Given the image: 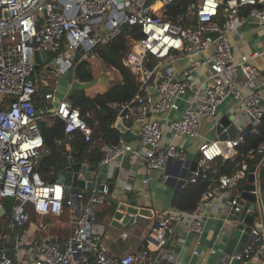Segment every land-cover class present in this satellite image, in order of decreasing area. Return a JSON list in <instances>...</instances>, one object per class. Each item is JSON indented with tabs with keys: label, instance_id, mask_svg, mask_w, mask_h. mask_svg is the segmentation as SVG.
<instances>
[{
	"label": "built area",
	"instance_id": "2783aa9c",
	"mask_svg": "<svg viewBox=\"0 0 264 264\" xmlns=\"http://www.w3.org/2000/svg\"><path fill=\"white\" fill-rule=\"evenodd\" d=\"M177 1L0 0V207L5 197L14 198L11 212L4 214L7 218L0 222V264H168L157 259L147 245L120 256L106 252L102 244L103 226L95 221L96 212L110 195L106 183L68 197L63 183L46 180L35 170L39 156L47 151L38 125L40 119L51 122L59 117L64 122L65 135L79 130L86 141L91 138L92 127L67 97L54 107L53 93L46 92L42 103L37 104L39 85L33 51L52 54L63 72L74 66L79 44L85 49L82 56L93 59L92 49L96 45L120 35L125 24L137 26L140 36L127 34L128 48L122 62L139 78L145 92L131 102L111 106L117 111L116 119L122 118L124 131H131L135 120H140V130L135 139L125 140L121 132L117 142L102 144L98 165L132 153L147 170L165 171L170 159L188 158L185 148L172 140L162 142L166 126L161 122L162 114L179 109V101L187 90L191 92L185 97L181 115L167 122L173 135L198 136L200 119L215 116L218 105L227 98L239 104L251 132L257 130L264 116V97L256 90L261 70L252 62L259 53L235 55L229 39L230 34L240 38L242 26L249 20L258 24L264 36V0H211L214 7H209V0H185L181 9L176 10ZM151 59L169 63L161 70L165 78H159L155 92L148 90L152 86L148 83L150 75L159 71L154 65L148 70L147 61ZM184 59L188 60L186 64H177ZM200 69L205 72L198 76ZM41 79L46 85L47 81ZM123 109L126 112L120 116ZM242 140L243 135H238L234 139L203 141L198 147L197 167L181 187L200 176L206 177L216 157H234ZM257 153L260 162L254 170V192L262 198L260 167L264 166V140ZM245 169L242 164L213 179L194 209L165 210L152 230L171 229V221L182 218L190 232L200 234L206 210L217 205L218 197L234 189V198L227 201V206L236 203L250 171ZM168 176L165 173L163 180ZM66 206L76 211V216L63 240L42 233L31 235L23 227L28 220V208L43 218L60 215ZM257 212L256 208L246 209V213ZM129 215H133V222L146 217L139 213ZM252 233V242L243 249L244 264L264 256V236L256 226ZM122 236L127 233L123 231Z\"/></svg>",
	"mask_w": 264,
	"mask_h": 264
},
{
	"label": "crops",
	"instance_id": "0c3cea01",
	"mask_svg": "<svg viewBox=\"0 0 264 264\" xmlns=\"http://www.w3.org/2000/svg\"><path fill=\"white\" fill-rule=\"evenodd\" d=\"M241 32L240 38L235 34H230L229 39L233 52L235 55L245 52L259 53L252 59V62L261 70L257 91L264 97V36L258 24L251 20L242 26ZM89 61H91L94 76L106 75L103 83H96L88 87V93L93 95L104 91L110 84L111 78L101 60L95 57ZM187 62L188 60L184 59L177 64H186ZM203 72L205 69H200L197 75L199 76ZM42 84L39 86V90L43 86ZM190 92L191 89L187 90L183 99L179 101V109L170 110L161 115V122L166 126L162 139L163 143L172 140L177 146L185 148L188 157H190L203 141L217 138L215 128L212 125L213 119L226 116L241 130L249 127L248 119L242 113L239 104L234 99L227 98L218 105L215 116H206L200 119L198 136L190 138L184 135H173V132L167 127V122L169 119L181 115L186 104L185 97H188ZM36 100L37 104L42 103L43 94H40L39 91ZM57 148L65 151L68 146L65 141L61 140ZM95 173L101 175L103 183L112 182L111 196L116 198L120 204H132L151 211L146 217H140L134 222H126L122 225L114 221L113 213L108 214L104 222H100L103 226L102 244L109 255L120 256L147 245L157 259L168 262V264L223 263L221 261L224 255L223 248L232 229V222L226 219V206L231 190L217 198L215 207L207 208L203 231L200 234L190 232L184 219L172 220L169 226L179 237L172 236L170 242L167 243L162 229L152 230L155 221L159 216H162L165 210H177L170 205L173 189L170 185V176L167 180L162 178L166 173L164 170H147L141 161L136 160L134 155L129 153L107 164L98 165ZM263 194L264 191L261 193L264 199ZM102 208H109L114 211L117 206L106 201L100 206V209ZM256 209L258 210L255 221L256 227L264 236V218L261 217L259 206H256ZM75 216L76 211L67 206L64 207L60 215L53 216L56 217V222L49 225L42 234L52 235L60 240L65 239L73 225ZM123 231L127 233V236H122ZM212 249H216L215 252H212ZM250 261L247 264H264V256L260 255L258 259Z\"/></svg>",
	"mask_w": 264,
	"mask_h": 264
},
{
	"label": "trees",
	"instance_id": "16d2710c",
	"mask_svg": "<svg viewBox=\"0 0 264 264\" xmlns=\"http://www.w3.org/2000/svg\"><path fill=\"white\" fill-rule=\"evenodd\" d=\"M185 0H178L174 6L176 10L181 9ZM127 34H133L139 37L137 26L124 25L120 35L111 39L105 44H98L92 52L105 65V70H115L117 79L110 81V84L104 91L93 95L88 93V88L73 90L68 99L72 105L79 109L81 116L92 127L90 140L86 141L83 134L79 131H73L65 135L63 130V120L55 117L51 122L45 118L39 120L38 125L43 137L44 151L39 156L35 165V170L46 180L56 179L58 172L65 165L72 162H87L90 167L98 168L101 158V146L104 143L112 144L117 142L121 131L116 127V109L111 106L112 103H123L133 101L142 96L144 90L140 87L139 78L127 68L122 58L128 48ZM147 65H152L151 60ZM74 75L80 81H89L93 75V68L89 59H81L74 65ZM66 142L68 148L65 151L58 150L59 142ZM264 140V116L255 132L248 130L243 135V140L236 147L237 153L232 158L216 157L211 162V169L207 171L206 177H199L195 182H191L184 187H180L176 195L174 208L181 211H190L199 202L202 193L210 186L213 179L221 174H229L236 167L246 165L247 172L252 167L259 165L260 154L257 153L258 145ZM244 179L240 182L243 184ZM261 190L264 191V166L260 167ZM264 196V194H263ZM28 220L23 225L29 229L30 217L33 209L28 208ZM113 209L102 208L96 212L95 221L104 222L106 216L111 214ZM52 215L44 216L49 218ZM43 217V218H44ZM53 217V216H52ZM7 216L0 217V222ZM41 224H43L41 222Z\"/></svg>",
	"mask_w": 264,
	"mask_h": 264
},
{
	"label": "water",
	"instance_id": "95a60500",
	"mask_svg": "<svg viewBox=\"0 0 264 264\" xmlns=\"http://www.w3.org/2000/svg\"><path fill=\"white\" fill-rule=\"evenodd\" d=\"M84 51L85 49L82 44H79L73 57L74 63L84 59L82 56ZM33 60L35 70L43 69L45 71V76L42 78L47 81V84L40 88L39 93L44 94L46 92H52V105L54 107L58 105L60 99L64 97L68 98L73 90L77 88H88L96 83H103L106 78V75H101L100 77L94 76L89 81H80L76 79L74 75V66L60 72L58 68L59 63L56 61V58L52 57L51 54L44 50H34ZM168 64L169 63H161L158 66L159 71H154L150 75V78L148 79V83L152 84V86L148 87L150 92H155V84L160 77L165 78L164 75H161V70ZM152 68V65H150L148 70H152ZM145 85V83L142 84L143 87H145ZM257 89L258 87L256 90ZM125 112L126 109L121 110L120 116H123ZM115 125L121 132H123V138L125 140L129 141L137 138L140 130V120L134 121L133 129L131 131H124L126 126L121 117L116 119ZM212 125L215 128L217 138L221 140L226 138L234 139L238 135L246 134L249 129V127H245L243 130L239 129L237 125L226 116H222L219 119H213ZM199 153L200 151L197 149L193 155L188 157L185 161H179L177 159L169 160L165 172L170 176V185L173 189L170 201L171 207H174L176 195L184 180L189 178L192 172L196 169ZM254 170L255 167H252L248 172L243 189L241 190L240 195L235 198L236 203L229 207L226 206V219L232 222V229L223 248L224 258L221 260L223 262L222 264H244L246 261L243 249L252 242L254 237L252 229L256 226V213H246V209L249 207L254 210L256 204L258 206L260 204L259 211L262 219L264 218V199L254 192L256 189L254 183ZM95 172L96 169L90 167L86 162H72L59 170L55 180L64 184L65 192L69 197L73 196L76 192H80L82 189L92 190L93 188L97 189L102 187L103 182L101 181V175H98ZM107 186L110 195L106 198V201L117 206L112 212L113 219L117 224L119 223V225H122L126 222H133L134 217L129 214L139 213L141 215H148L151 213V211L146 208H139L132 204H120L116 198L111 196L113 188L112 182H109ZM234 195L235 190L233 189L231 190V195L228 200L231 201L234 198ZM13 202L14 198L12 196L4 198L2 206L0 207V217L11 212ZM161 229L163 230L164 237L167 239V243L170 242L172 236L175 238L179 237L173 229H169L168 227H163Z\"/></svg>",
	"mask_w": 264,
	"mask_h": 264
},
{
	"label": "rangeland",
	"instance_id": "374dc122",
	"mask_svg": "<svg viewBox=\"0 0 264 264\" xmlns=\"http://www.w3.org/2000/svg\"><path fill=\"white\" fill-rule=\"evenodd\" d=\"M151 63L154 66H159L160 61L151 59ZM103 70V68H102ZM108 76L111 78L110 81H115L117 79V72L115 70H110L106 71ZM35 74L37 75L38 79V85L40 86L42 84V79L41 77H44L45 71L43 69H39L35 71ZM43 85V84H42ZM29 221L31 222L30 224L28 223L29 229L28 232L31 235H39L40 233H43L46 229H48L49 225H52L53 223L56 222V217L50 216L49 218H42L41 216L37 215L35 212H33L32 216L30 217ZM41 222L43 224H41ZM43 225V226H42Z\"/></svg>",
	"mask_w": 264,
	"mask_h": 264
},
{
	"label": "clouds",
	"instance_id": "9594fccd",
	"mask_svg": "<svg viewBox=\"0 0 264 264\" xmlns=\"http://www.w3.org/2000/svg\"><path fill=\"white\" fill-rule=\"evenodd\" d=\"M209 7H214V5L211 4V0H209ZM205 10H208V7H206ZM59 189H57V195H59Z\"/></svg>",
	"mask_w": 264,
	"mask_h": 264
}]
</instances>
